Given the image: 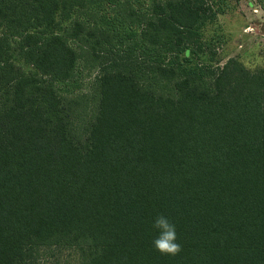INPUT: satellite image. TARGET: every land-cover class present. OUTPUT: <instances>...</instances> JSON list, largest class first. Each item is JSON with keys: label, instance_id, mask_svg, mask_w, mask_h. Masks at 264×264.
<instances>
[{"label": "trees", "instance_id": "trees-1", "mask_svg": "<svg viewBox=\"0 0 264 264\" xmlns=\"http://www.w3.org/2000/svg\"><path fill=\"white\" fill-rule=\"evenodd\" d=\"M230 1L0 0V264H264V65L218 60Z\"/></svg>", "mask_w": 264, "mask_h": 264}, {"label": "rangeland", "instance_id": "rangeland-1", "mask_svg": "<svg viewBox=\"0 0 264 264\" xmlns=\"http://www.w3.org/2000/svg\"><path fill=\"white\" fill-rule=\"evenodd\" d=\"M216 29L223 42L218 49V60L225 62L241 56L249 65H264V0H231L226 12L219 16ZM93 79L88 78L86 90ZM80 263L77 253L49 250L39 264Z\"/></svg>", "mask_w": 264, "mask_h": 264}, {"label": "clouds", "instance_id": "clouds-1", "mask_svg": "<svg viewBox=\"0 0 264 264\" xmlns=\"http://www.w3.org/2000/svg\"><path fill=\"white\" fill-rule=\"evenodd\" d=\"M152 227L159 231V235L153 240V246L161 255L175 257L183 251L178 242L176 227L166 217L157 216Z\"/></svg>", "mask_w": 264, "mask_h": 264}]
</instances>
